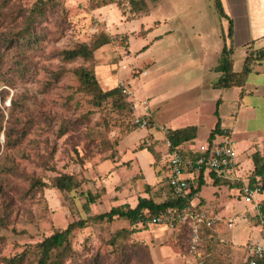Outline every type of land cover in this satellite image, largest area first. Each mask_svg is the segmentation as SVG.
<instances>
[{"label":"rangeland","instance_id":"rangeland-1","mask_svg":"<svg viewBox=\"0 0 264 264\" xmlns=\"http://www.w3.org/2000/svg\"><path fill=\"white\" fill-rule=\"evenodd\" d=\"M38 3L35 43L5 46ZM226 26L216 0H0V264L24 250L21 264H36L34 245L78 219L85 223L73 230L64 264H243L244 244L259 241L264 199L247 200L239 181L207 180L191 197L223 217L201 226L195 240L187 223L93 219L138 197H173L154 165L163 132L137 118L171 130L195 125L197 147L219 117L251 179L252 155H264V87L243 100L241 88L212 87ZM100 34L109 41L91 59L63 58ZM17 57L25 65L15 70ZM232 61L240 70L238 50ZM81 66L92 68L103 91L121 87L124 102L95 103L76 75ZM62 174L77 185L56 188ZM87 193L94 202L86 207Z\"/></svg>","mask_w":264,"mask_h":264},{"label":"trees","instance_id":"trees-1","mask_svg":"<svg viewBox=\"0 0 264 264\" xmlns=\"http://www.w3.org/2000/svg\"><path fill=\"white\" fill-rule=\"evenodd\" d=\"M5 3L8 0H3ZM217 9L220 17H226L223 8L219 0H216ZM44 4H35L28 13V16L25 20L26 25L23 26L17 33L16 36H13L10 39H7L3 44L6 46L9 42L14 44L15 42H22L21 44H33L35 43L36 34L32 30V23L35 22L36 16L42 13ZM228 19V18H227ZM232 23L231 19H228V28H227V37H231ZM109 37L105 34H100L95 37L89 43H79L73 48L65 49L62 51L64 59L72 60L76 58H83L89 60L92 58L93 51L99 46L107 43ZM264 60V46L259 48H249L246 51V55L242 62V67L238 71L232 69V48L231 46L223 45L220 51L219 63L214 68L216 72L219 73L218 78L212 83L213 88H229V87H243L246 82L247 76L252 70L253 66L260 61ZM15 70L21 68L22 65H25L17 57L15 59ZM76 75L80 80L81 85L85 90H87L92 95V100L95 103L100 101L112 98V100L117 101L119 104L124 102L125 97L122 94L121 87H113L111 89L103 91L95 78L92 68H87L81 66L76 69ZM218 105V101L216 102ZM217 114V110L214 112ZM197 128L195 125H188L177 129H169L166 134L167 139L171 144L177 148L178 152L186 157L191 154L188 151L184 150L183 145L186 142H193L196 137ZM222 134V127L219 117L217 118L214 127L210 130L208 135V140L211 141L217 136ZM6 133V138L8 137ZM9 142V140H8ZM160 155L156 157L154 165L161 170L157 161ZM253 163V169L251 171L250 182L255 180L256 176H261L264 179V155L254 153L251 157ZM164 172V171H163ZM210 175L213 177L212 184L218 185L221 182L223 183H236L237 181H229L223 177L215 175L213 171L210 172ZM201 176V175H200ZM166 178V177H165ZM167 180V178H166ZM52 184L59 190H71L77 185V181L71 174H62L55 177L52 181ZM202 184L201 179L198 178L197 187L193 191H199ZM264 189V187H263ZM172 193V192H171ZM191 194L187 198L172 197L161 202H155L149 197H138L137 202L134 206H129L128 204H121L112 206L108 211L99 213L93 217L95 220L99 221H111L114 218L126 219L130 224L145 222L150 220L152 216L165 211L169 208H183L190 204ZM94 197L91 193L86 195V207L88 203H93ZM200 207L199 203L197 205ZM264 208V205H262ZM85 220L78 219L70 222L64 229L55 230L50 235L44 237L41 241L37 242L34 246L37 249V260L36 264H64L65 258L70 252V238L72 232L75 228H81L84 226ZM188 224V223H187ZM189 225V224H188ZM189 225V229H190ZM126 229L122 228L117 233H125ZM26 250L22 251L19 254L13 255L5 259L3 264H21L24 260Z\"/></svg>","mask_w":264,"mask_h":264},{"label":"built area","instance_id":"built-area-1","mask_svg":"<svg viewBox=\"0 0 264 264\" xmlns=\"http://www.w3.org/2000/svg\"><path fill=\"white\" fill-rule=\"evenodd\" d=\"M136 122L140 126L152 125L159 128L164 135L165 150L160 155L157 165L165 172V177L174 197L187 198L196 196L198 191H193L198 184L200 170L213 171L215 175L225 179H232V170L237 166L238 153L233 140L226 129H222V134L211 141L208 139L195 147L193 142H186L184 150L190 156H182L176 147L167 139L166 134L169 128L151 122L145 118H137ZM264 179L256 176L253 182L245 181L240 187L241 192L247 200L253 196H262L264 199ZM193 204L183 208H169L151 217L154 223H168L173 226L177 222L188 223L192 230L193 240L198 237V230L202 227L213 228L223 222V217L208 213L206 210ZM227 226H231L234 217L230 216L225 220ZM245 264H264V222H262L261 240L258 242H248L244 244Z\"/></svg>","mask_w":264,"mask_h":264},{"label":"crops","instance_id":"crops-1","mask_svg":"<svg viewBox=\"0 0 264 264\" xmlns=\"http://www.w3.org/2000/svg\"><path fill=\"white\" fill-rule=\"evenodd\" d=\"M219 1L226 15V17H221V18L225 19V21L227 22L226 28L222 30V33L224 34L223 35L224 39L222 44L231 46L232 56L235 54L236 50H238L240 55L242 56V59H244L247 49L259 48L264 46V0H219ZM227 18L231 19V23H232L230 38H228L226 35L228 28ZM234 71H238V70H234ZM218 76L219 73L217 74V78ZM262 87H264V60L257 62L253 66L252 70L247 76L246 82L244 83L243 87H238L241 88V92L239 96L243 100L246 99L245 98L246 95H254V94L257 95ZM220 123L222 129H226L230 135V129H229L230 126L225 122L223 123L221 119H220ZM213 127L214 125L209 129V132ZM196 137H197V132H196ZM196 137L194 139H196ZM237 161H238L237 166L231 172L233 176L232 179H227V180L231 182L239 181L242 184L245 181H248L249 178H247L246 176L243 177V172L241 170L242 161L241 159H239V155ZM252 169H253V163H252V167L248 169L249 172H251ZM199 175H201L199 176V180L201 179L202 181L200 190L198 191L200 193L202 185L205 184L207 180H209L212 183L213 177L210 175L209 171L206 170H200ZM220 184H221L220 186H223L222 182ZM230 184H234V183H229L228 185ZM191 202L193 203V201ZM198 202L199 201L193 204H198ZM262 222H264V217L262 218ZM259 240H261V233L259 234ZM243 264H245V262H243Z\"/></svg>","mask_w":264,"mask_h":264}]
</instances>
